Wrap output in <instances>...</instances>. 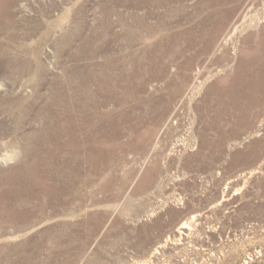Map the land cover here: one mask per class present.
Segmentation results:
<instances>
[{"label": "rangeland", "instance_id": "374dc122", "mask_svg": "<svg viewBox=\"0 0 264 264\" xmlns=\"http://www.w3.org/2000/svg\"><path fill=\"white\" fill-rule=\"evenodd\" d=\"M0 264H264V0H0Z\"/></svg>", "mask_w": 264, "mask_h": 264}, {"label": "bare ground", "instance_id": "6f19581e", "mask_svg": "<svg viewBox=\"0 0 264 264\" xmlns=\"http://www.w3.org/2000/svg\"><path fill=\"white\" fill-rule=\"evenodd\" d=\"M14 2V1H13ZM4 10V9H3ZM187 222L186 223H184L183 225H182V227L181 228H186L187 226Z\"/></svg>", "mask_w": 264, "mask_h": 264}]
</instances>
